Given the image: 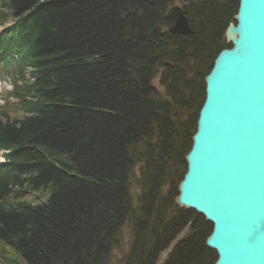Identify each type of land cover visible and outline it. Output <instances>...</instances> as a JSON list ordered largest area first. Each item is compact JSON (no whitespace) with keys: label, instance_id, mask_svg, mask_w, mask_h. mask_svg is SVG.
Returning a JSON list of instances; mask_svg holds the SVG:
<instances>
[{"label":"trees","instance_id":"16d2710c","mask_svg":"<svg viewBox=\"0 0 264 264\" xmlns=\"http://www.w3.org/2000/svg\"><path fill=\"white\" fill-rule=\"evenodd\" d=\"M172 2L0 0V257L109 264L129 225L122 264H156L185 228L162 264L215 263L210 224L174 200L238 0H185L189 36L167 32Z\"/></svg>","mask_w":264,"mask_h":264},{"label":"water","instance_id":"95a60500","mask_svg":"<svg viewBox=\"0 0 264 264\" xmlns=\"http://www.w3.org/2000/svg\"><path fill=\"white\" fill-rule=\"evenodd\" d=\"M170 35L193 34L171 7ZM205 78L186 171L175 204L210 224L214 264H264V0H239Z\"/></svg>","mask_w":264,"mask_h":264},{"label":"rangeland","instance_id":"374dc122","mask_svg":"<svg viewBox=\"0 0 264 264\" xmlns=\"http://www.w3.org/2000/svg\"><path fill=\"white\" fill-rule=\"evenodd\" d=\"M186 2L185 0H173L172 4L170 7H179L183 8L185 6ZM169 7V8H170ZM9 25V23H7ZM7 26V25H6ZM2 28H0L1 32ZM4 82H0V104H1V99L3 97V93L5 91L10 90V85L6 80ZM159 75L153 80L152 84L156 88L157 92L161 97H163V89L159 86ZM139 168L140 166H136L132 172V175L128 181L129 184V190H130V195H131V202L132 206L137 208V200L138 197L140 196V188L138 184L139 180ZM179 185V184H178ZM163 193L165 192L164 189L162 191ZM27 201L31 202V197L26 199ZM36 202V201H34ZM188 228H185L177 237L176 239L171 243V245L163 251L158 259L156 264H162L167 255L169 254L170 250L172 247L177 243L179 240L183 239L188 233ZM132 241V236H131V229L129 225H125L122 230H121V238H120V245L112 251L110 259H109V264H122L123 257L126 256L129 252V247ZM23 264L22 261L16 256V255H8V256H2L0 257V264Z\"/></svg>","mask_w":264,"mask_h":264},{"label":"bare ground","instance_id":"6f19581e","mask_svg":"<svg viewBox=\"0 0 264 264\" xmlns=\"http://www.w3.org/2000/svg\"><path fill=\"white\" fill-rule=\"evenodd\" d=\"M238 7H239V0H238V4H237L236 14H237V12H238ZM177 36H181V35H177ZM204 92H205V91H204ZM204 99H205V97H204ZM211 232H212V227H211L210 234H211Z\"/></svg>","mask_w":264,"mask_h":264}]
</instances>
